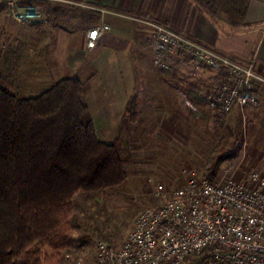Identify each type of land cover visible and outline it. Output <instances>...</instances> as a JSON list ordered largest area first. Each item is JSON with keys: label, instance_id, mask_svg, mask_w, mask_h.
<instances>
[{"label": "crops", "instance_id": "crops-1", "mask_svg": "<svg viewBox=\"0 0 264 264\" xmlns=\"http://www.w3.org/2000/svg\"><path fill=\"white\" fill-rule=\"evenodd\" d=\"M29 3L38 8L41 17L29 23L32 34L26 44L40 45L43 39H39L38 32L47 31L43 43L48 45V87L39 93L62 78H77L97 138L106 143L117 145L124 132L129 141L134 127L159 125L158 119L164 117L159 112L171 109L174 104L177 107L172 109L187 107L193 113L208 107L190 101L188 95L193 92L190 88L195 85L179 81L177 73L163 71L154 64L150 23L167 26L242 63L252 62L255 72L264 80V0H250L247 25L237 27L223 19L212 20L192 0H29ZM101 23L108 24L109 29L98 36L94 48H86V31ZM202 73L194 78L199 75L204 79L206 74ZM262 83L256 84L260 88L258 100L264 94Z\"/></svg>", "mask_w": 264, "mask_h": 264}, {"label": "trees", "instance_id": "trees-1", "mask_svg": "<svg viewBox=\"0 0 264 264\" xmlns=\"http://www.w3.org/2000/svg\"><path fill=\"white\" fill-rule=\"evenodd\" d=\"M192 1L212 20L247 25L250 0ZM194 88L193 104L217 110ZM125 178L116 145L97 138L77 78H62L32 97L0 82V264H58L72 229L80 227L73 198Z\"/></svg>", "mask_w": 264, "mask_h": 264}, {"label": "rangeland", "instance_id": "rangeland-1", "mask_svg": "<svg viewBox=\"0 0 264 264\" xmlns=\"http://www.w3.org/2000/svg\"><path fill=\"white\" fill-rule=\"evenodd\" d=\"M27 24L11 19L0 3V82L17 96H35L48 87V45L43 43L47 31L38 27L43 40L36 47L28 46L26 40L32 32ZM202 72L212 76L208 70ZM206 75L204 79L199 75L177 79L195 85L199 98L209 101ZM172 108L159 112L164 113L159 125L132 128L129 141L125 132L121 135L116 145L126 170L121 184L73 198V213L80 227L72 229L70 244L58 264H71L79 257L84 264H95L96 242L112 246L123 242L138 212L159 203L154 196L156 185L174 188L182 182L184 167L218 183L232 174L245 177L253 170L264 175V94L258 103L223 115L209 104L195 113L187 107ZM186 264L210 263L199 255Z\"/></svg>", "mask_w": 264, "mask_h": 264}, {"label": "built area", "instance_id": "built-area-1", "mask_svg": "<svg viewBox=\"0 0 264 264\" xmlns=\"http://www.w3.org/2000/svg\"><path fill=\"white\" fill-rule=\"evenodd\" d=\"M0 1L7 15L19 23L41 17L29 0ZM150 25L154 64L179 78L210 71L206 98L220 115L257 103L255 85L264 80L252 62L242 63L167 26ZM108 29L106 23L88 29L86 48H94L98 36ZM181 174L182 182L170 190L156 185L159 203L138 212L123 242L118 246L96 242L95 264H186L199 255L210 264H264L263 173L232 174L220 183L187 167ZM71 264H84L83 258Z\"/></svg>", "mask_w": 264, "mask_h": 264}]
</instances>
